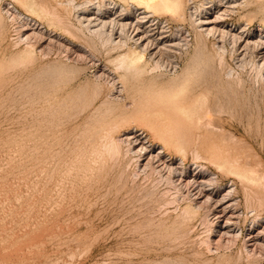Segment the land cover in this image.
Masks as SVG:
<instances>
[{"label": "rangeland", "instance_id": "obj_1", "mask_svg": "<svg viewBox=\"0 0 264 264\" xmlns=\"http://www.w3.org/2000/svg\"><path fill=\"white\" fill-rule=\"evenodd\" d=\"M24 1L0 0V17L3 18H0V264H264V250L260 258L248 259L241 241H235V244L232 241L226 246L233 244L232 247L220 252H207L209 232L218 228L216 223L210 225L204 218L211 206L205 204L200 210L189 208V200L182 196L184 191L174 182L176 179L166 177L165 172L142 169L138 165L137 156L129 151L128 144L120 140L125 134L143 132L149 144L162 145L177 156V162L189 174L193 170L211 173L213 185H217L216 188L222 194L235 187L241 214L238 227L243 228L245 235L250 232L248 229L254 222H258L259 225L255 226L257 230L260 229L264 226V49L250 45L243 50L241 46L244 43L239 47L228 39L222 44L217 42L218 39L200 36L194 20L200 17L198 14L211 0H181L183 9L180 15L155 12V16L164 24H169L173 32H182L187 36L188 45L183 51L178 50L171 56L169 54L176 68L173 71L169 68V71L160 65L154 69V62L146 56V74L134 77L118 70L115 64L118 55L125 52L127 47L122 50L114 49L107 39L100 40L79 30V18L92 16L97 11L96 5L102 0H34L39 5L35 15L26 11ZM213 1L214 10L208 15L212 19L217 15L216 11H222L228 4L237 7L234 9L235 14L226 17L228 23L225 25L227 29L233 30V34L244 39L251 37L253 40L260 37V34L264 36V12L257 18L254 16L259 12L257 8L264 6V0H259L258 3L255 0H224L223 4L229 1L225 7L219 6L216 3L218 0ZM73 6H76L75 9ZM123 8H128L129 13L134 10L128 4ZM4 11L9 12L5 14ZM24 22L30 23L33 28H41L40 33L51 35L58 45L54 42L42 53L38 51L41 49L38 46H44L46 42L40 44L34 38L31 44H26L19 32ZM214 42L217 44L214 45ZM218 46L222 49H217ZM64 47L70 49L64 50ZM76 47L82 50L77 51L79 57L74 55V58L72 51L77 50ZM28 49H33L36 57L34 55L23 61L19 60V63L15 62V57ZM184 74L189 80V87L183 98L180 96L179 99L184 105L192 106L195 103L194 110H197L196 114L201 118L196 119L199 122H196L191 144L184 152H179V133L185 131L182 128H186V121L178 112L180 118L178 115L174 116L177 109L175 111L165 106L160 87L169 88L178 84ZM202 85L209 87L201 93L196 92L195 89ZM175 124L181 130L175 133V136L179 135L176 136L178 139L169 130H179ZM152 126L154 127L151 129ZM110 140H117L120 149L116 154L109 152L105 160L104 156L108 152L105 146ZM210 146L214 152L221 153V150L222 154H229V158L232 156L230 159L239 166L237 169H244L241 171L249 173L252 180L219 170L211 160V155L207 154L212 150ZM160 148L159 146L158 149ZM195 152L199 153L196 155ZM117 153L118 156L113 157ZM49 179V184H46ZM158 182L161 183L158 185ZM55 183L57 184L54 185ZM245 189L250 191L251 195L247 191L249 201L245 199ZM252 195L255 196L254 199ZM234 196L235 194L232 198ZM48 209L51 210L50 213Z\"/></svg>", "mask_w": 264, "mask_h": 264}, {"label": "bare ground", "instance_id": "obj_2", "mask_svg": "<svg viewBox=\"0 0 264 264\" xmlns=\"http://www.w3.org/2000/svg\"><path fill=\"white\" fill-rule=\"evenodd\" d=\"M23 1V0H22ZM71 1V0H70ZM75 1V0H74ZM216 1V0H215ZM224 0H218L216 1V3L219 6L225 7V4L229 3V1H226L225 4H223ZM254 1V0H253ZM38 2V1H37ZM100 2V1H99ZM109 2V3H108ZM183 2V1H182ZM185 2V1H184ZM223 2V3H222ZM242 2V1H241ZM259 0H255V3H258ZM42 3V2H40ZM62 3V2H61ZM69 3V2H67ZM89 3V1L87 2ZM213 3H215L213 0L208 1L206 3V5L203 7V9L201 10V12L198 14L200 17L195 18L194 20V25L197 29V32L200 33V36L203 37H212L215 39H218V43L221 42L222 44L224 43V40L228 39L230 40V42H232V44L234 46H241L242 43L243 46H241L243 48V50L250 46V45H254L257 47H262V49H264V36L262 34H260V37H258L257 39L253 40L251 37H248L247 39H244L242 36H239L238 34H233L232 31L233 30H229L227 29V25H225L226 23H228V19H226V17H230L231 14H235L234 13V9H236L237 7H235V5H230L228 4V7L226 6V8H222L223 10L221 11V9H219L217 12V15L215 16V18H211L208 15H211V12L214 10V5ZM253 3V2H252ZM262 3V2H261ZM70 5L72 4L71 2L69 3ZM74 4V2H73ZM125 4L128 5H132L134 7V10L131 11V13H129V11H127L126 8H123ZM184 4V3H183ZM196 4V3H195ZM251 4V3H250ZM36 4L34 2V0H25L23 3V6L26 7V11H28L31 14L36 13L35 10H37V7H39V5ZM46 5V4H45ZM187 5V4H186ZM254 5V3H253ZM261 5V4H260ZM58 6V5H57ZM66 6V5H64ZM203 6V5H202ZM234 6V7H233ZM240 6V5H239ZM259 6V5H258ZM12 6H10L11 8ZM47 7V6H46ZM44 7V9L46 8ZM74 9L76 6H73ZM121 7V10H119V8ZM131 8V6H130ZM244 8V7H243ZM242 8V9H243ZM67 9V8H66ZM95 9L97 10L96 12H93L94 14L92 16H81L79 19L80 23L78 25L81 24V29H79L80 31L84 30L89 36H93V37H98V39L100 38H105V40L107 39V42L109 41L111 43V45H113L114 49H120L122 50V48L127 47V50H125V52L121 53L118 55V57L116 58V62L115 64H117V69L121 70L127 74H130L131 76H141L145 72V68H144V60L145 57L148 56L150 59V61L154 62L153 64V68L156 69L155 67H159L161 65L165 66V68H168L167 70H169V68L173 71L174 68H176V66H174V61L170 59L171 54L175 53L178 50H182L185 46L188 45L187 42V36H185L182 32H173L171 27L169 26V24L167 23H163L162 20L158 19L155 16V12L157 11H164L167 12L173 16L175 15H180L182 13V9L183 6L181 4V0H102L100 4L96 5ZM133 9V8H132ZM259 10V12L255 13L254 16L255 18H257L258 16L262 15L264 12V6H259L257 8ZM6 10V9H5ZM9 10V9H8ZM47 10V9H46ZM88 10V9H87ZM238 10V9H237ZM190 11V10H189ZM247 11V10H246ZM9 12V11H8ZM6 12V13H8ZM55 12V11H54ZM91 12V10L89 11ZM220 12V13H218ZM238 12V11H237ZM252 12V11H250ZM5 13V11H4ZM5 13V14H6ZM28 13V14H29ZM84 13H88L85 12ZM254 13V12H253ZM1 14V13H0ZM50 14V13H49ZM52 15L54 13H51ZM194 14V13H193ZM12 15V14H11ZM35 15V14H34ZM166 15V14H165ZM32 16V15H31ZM51 18V15H49ZM170 16V15H169ZM253 16V15H252ZM253 16V17H254ZM54 17V16H52ZM56 17V16H55ZM62 17V16H61ZM195 17V16H194ZM240 17V16H239ZM2 18V17H0ZM12 18V17H11ZM32 18V17H31ZM57 18V17H56ZM34 19V18H32ZM77 19V18H76ZM172 19V18H171ZM179 19V18H178ZM243 19V18H242ZM3 20V18H2ZM35 20V19H34ZM53 20V19H52ZM56 20V19H54ZM65 20V19H64ZM78 20V19H77ZM183 20V18H182ZM255 20V19H254ZM262 19H260L261 22ZM38 21V20H37ZM57 21V20H56ZM78 21V22H79ZM241 21V20H240ZM245 21V20H243ZM253 20L251 19L250 22H252ZM53 22V21H52ZM51 22V23H52ZM65 22V21H64ZM55 23V22H54ZM61 23V22H60ZM59 23V24H60ZM70 23V22H69ZM249 23V22H248ZM263 23V22H262ZM261 23V24H262ZM1 24V23H0ZM58 24V26H59ZM56 25V24H55ZM62 25V24H61ZM73 25V24H72ZM67 26V25H66ZM236 26V25H235ZM246 26V24H245ZM72 28V27H71ZM39 30V31H38ZM41 28L38 29V27L33 28L30 26V23L28 22H24L22 24V27L20 28L19 32L21 33V38L23 39L24 42H26V44L30 43L31 41L35 39H37V43L40 42V44H43L44 42H46V44L44 46L39 45L38 47L41 48L38 51H41L42 53L46 52V50L48 49L49 45H52V43L54 44V42L56 43L57 41H54V39H52L50 36H45L43 34L40 33ZM67 30V29H66ZM243 30V29H242ZM70 31V30H69ZM79 32V31H78ZM240 32V31H239ZM243 32V31H241ZM44 33V32H43ZM67 34V33H66ZM263 36V37H262ZM61 37V36H60ZM76 37V36H75ZM84 37V36H83ZM189 37V36H188ZM64 38V37H62ZM61 38V39H62ZM21 39V40H22ZM33 39V40H32ZM67 39V38H66ZM97 39V38H96ZM68 40V39H67ZM88 40V39H87ZM99 40V41H100ZM104 40V41H105ZM69 41V40H68ZM94 41V40H93ZM103 41V40H102ZM23 42V43H24ZM212 42V41H211ZM109 43V44H110ZM19 44V43H18ZM58 45V43H56ZM72 44V43H71ZM217 43L214 42V45H216ZM17 45V44H16ZM62 45V44H61ZM76 45V44H75ZM99 45V44H98ZM104 45V44H103ZM108 45V44H107ZM204 45V44H203ZM202 45V46H203ZM30 46V45H28ZM60 46V45H59ZM77 46V45H76ZM222 46V45H221ZM224 46V45H223ZM222 46V47H223ZM24 47V46H23ZM65 47L66 46L65 44ZM64 47V50H69L67 48ZM112 47V46H111ZM47 48V49H46ZM53 48V47H52ZM102 48V47H101ZM104 48V47H103ZM196 48V47H195ZM56 49V48H55ZM63 49V48H62ZM77 50L72 51L73 52V57L75 55V57L78 55L77 51H81V48H77ZM217 49H222L221 47L218 46ZM251 49V47H250ZM60 50V49H59ZM104 50V49H103ZM25 51V50H24ZM240 51V50H239ZM23 52V51H22ZM21 52V53H22ZM67 52V51H66ZM71 52V53H72ZM195 52V51H194ZM233 52V51H232ZM256 52V51H255ZM49 53V52H48ZM110 53V52H109ZM177 53V52H176ZM201 53V52H200ZM199 53V54H200ZM218 53V52H217ZM36 54V53H35ZM34 54V55H35ZM107 54V53H106ZM112 54V53H111ZM170 54V56H169ZM260 54V53H259ZM33 49L30 50H26L25 52H23L22 54H19L18 56L15 57V62L19 60L23 61L25 58L30 57L32 58L33 56ZM69 55V54H68ZM108 55V54H107ZM197 55H198V51H197ZM223 55V54H222ZM243 55V54H242ZM264 55V53H263ZM13 56V55H12ZM57 56V55H55ZM221 56V55H220ZM259 56V55H258ZM36 57V55H35ZM42 57V56H41ZM61 57V56H60ZM74 57V58H75ZM79 57V55H78ZM116 57V56H115ZM241 57V56H240ZM245 57V55H244ZM9 58V56H8ZM179 58V57H178ZM187 58V57H186ZM220 58V57H218ZM242 58V57H241ZM147 59V60H148ZM191 59V57H190ZM221 59V58H220ZM224 59V57H223ZM8 60V59H7ZM193 60V59H192ZM194 60H196V58L194 57ZM200 60V59H199ZM110 61V60H108ZM208 61V60H206ZM32 62V61H31ZM68 62V61H67ZM188 62V61H187ZM194 62V61H193ZM218 62V61H217ZM8 63V61H7ZM27 63V62H26ZM25 63V64H26ZM148 63V62H147ZM192 63V62H191ZM206 63V62H205ZM262 63V62H260ZM28 64V63H27ZM26 64V65H27ZM146 64V63H145ZM202 64V63H201ZM93 65V64H92ZM167 65V67H166ZM4 66V65H3ZM24 66V65H23ZM28 66V65H27ZM39 66V65H38ZM77 66V65H76ZM192 66V65H191ZM197 66V65H196ZM219 66V65H218ZM223 66V65H221ZM34 67V66H33ZM48 67V66H46ZM73 67V66H72ZM160 67V68H161ZM187 67V65H186ZM185 67V68H186ZM212 67V66H211ZM259 67V66H258ZM19 68V67H18ZM22 68V67H21ZM26 68V66H25ZM64 68V67H63ZM76 68V67H74ZM164 68V67H163ZM195 68V66H194ZM199 68V65H198ZM3 69V67H2ZM11 69V68H10ZM158 69V68H157ZM25 70V69H24ZM76 70V69H75ZM166 70V71H167ZM186 70V69H185ZM194 70V69H193ZM5 71V70H3ZM42 71V70H41ZM113 71V70H112ZM115 71V70H114ZM147 71V70H146ZM170 71V70H169ZM184 71V70H183ZM190 71V70H189ZM258 71V70H257ZM64 72V71H63ZM117 72V71H116ZM154 72V70H153ZM227 72V71H226ZM231 72V71H230ZM187 72L185 71V74ZM158 74V73H157ZM182 74V73H181ZM182 76V80L178 83L175 84L174 86H170L169 88H164V87H160V92H163L162 97L164 98V104L167 108L169 109H173L176 111V113L178 112L181 115V118L184 119V122L186 121V128H182L185 129V131L183 133H179L178 136L180 139H178V137L175 136V133H177L178 131H181L180 128H178L176 125V128H178L179 130H175L174 129H169L173 131V134L175 136L176 139H178L180 144L177 148L179 149V152H184L186 150V147L191 144L192 142V138H194V128H196V121L197 118H199L200 116L197 113V110H194L196 107H194V104L192 106H188V105H184L181 104L182 102L180 101V98H183V95L185 93H187L188 91V83L189 80L188 78L185 76ZM228 74V73H227ZM232 74V73H231ZM102 75V74H101ZM167 75V74H166ZM183 75V74H182ZM187 75V74H186ZM43 76V74H42ZM100 76V75H99ZM37 77V76H36ZM125 77V76H123ZM262 77V76H261ZM104 78V76H103ZM122 78V77H121ZM260 78V77H259ZM28 79V78H27ZM30 79V78H29ZM37 79V78H36ZM175 79V78H174ZM231 79V78H230ZM170 80V79H169ZM176 80V79H175ZM178 80V79H177ZM180 80V79H179ZM256 80V79H255ZM261 80V79H260ZM113 82V81H112ZM172 81H170L171 83ZM174 82V81H173ZM175 83V82H174ZM40 84V83H39ZM115 84V83H114ZM113 84V85H114ZM173 84V83H172ZM47 85V84H46ZM53 85V84H52ZM56 85V84H55ZM41 86V85H40ZM54 86V85H53ZM229 86V85H228ZM208 85H202L199 86L198 88H196V92H203L205 90L208 89ZM98 88V87H97ZM231 89V88H230ZM58 90V89H57ZM117 90V89H116ZM121 90V89H120ZM232 90V89H231ZM193 91V90H192ZM223 91V90H222ZM223 93V92H222ZM234 93V92H233ZM42 94V93H41ZM66 94V93H65ZM76 95V94H75ZM93 95H95L93 93ZM161 95V94H160ZM195 95V94H194ZM193 95V96H194ZM103 96V95H102ZM157 96V94H156ZM223 96V95H222ZM88 97V96H87ZM92 97V96H91ZM204 97V96H203ZM202 97V99H203ZM95 98V96L93 97ZM190 98V97H189ZM85 99V98H84ZM101 99V98H100ZM192 99V98H191ZM189 99V100H191ZM199 99V98H198ZM201 99V100H202ZM206 98H204L205 100ZM134 100V99H133ZM146 100V99H145ZM144 100V101H145ZM155 100V99H154ZM153 100V102H154ZM188 100V98L186 99ZM185 100V101H186ZM207 100V99H206ZM205 100V101H206ZM80 101V100H79ZM183 101V100H182ZM203 101V102H205ZM50 102V101H49ZM152 102V101H151ZM148 103V102H147ZM156 103V102H155ZM189 103V102H188ZM104 104V103H103ZM106 104V103H105ZM146 104V103H145ZM158 104V103H157ZM197 104V103H196ZM150 105V104H149ZM201 105V104H200ZM73 106V105H72ZM83 106V105H82ZM132 106V105H131ZM151 106V105H150ZM204 106V104H203ZM50 107V106H49ZM74 107V106H73ZM98 107V106H97ZM145 107V106H144ZM200 107V106H199ZM71 108V107H70ZM128 108V107H127ZM198 109V108H197ZM201 109H199L200 111ZM82 111V110H80ZM95 111V110H94ZM98 111V110H97ZM96 111V113H97ZM105 111V108H104ZM139 111V110H138ZM150 111V110H149ZM198 111V112H199ZM53 112V111H52ZM55 112V111H54ZM166 112V111H165ZM171 112V111H170ZM174 112V111H172ZM171 112V113H172ZM80 113V112H79ZM107 113V112H105ZM138 113V112H137ZM140 113V112H139ZM142 113V112H141ZM155 113V112H153ZM174 115L175 117L178 115V117L180 118L179 114ZM99 114V113H98ZM102 114V113H101ZM108 114V113H107ZM157 114V113H155ZM174 114V113H173ZM210 114V113H209ZM100 115V114H99ZM149 115V114H148ZM153 115V114H151ZM167 115V114H166ZM198 115V116H196ZM51 116V115H50ZM53 116V115H52ZM142 116V115H141ZM203 116V114H202ZM205 116V115H204ZM109 117V116H108ZM143 117V116H142ZM167 117V116H165ZM170 117V116H169ZM207 117V115H206ZM60 118V117H59ZM94 118V116H93ZM124 118V116H123ZM150 118V117H149ZM201 118V117H200ZM71 118H68V120ZM122 119V118H121ZM126 119V118H125ZM144 119V118H142ZM171 119V118H170ZM183 119H181V121H183ZM168 123V120L165 119ZM164 120V121H165ZM178 121V119H175ZM200 120V119H199ZM221 120V119H220ZM31 121V120H30ZM121 123V120H119ZM118 121V122H119ZM148 121V120H147ZM174 121V119L172 120ZM171 121V123H172ZM202 121V120H201ZM68 122V121H67ZM162 122V121H161ZM180 122V120H179ZM94 123V122H93ZM149 123V122H148ZM183 123V122H181ZM207 124H209L208 122H206ZM123 124V123H122ZM147 124V123H146ZM170 124V123H169ZM173 124V123H172ZM206 124V125H207ZM117 125V123L115 124ZM120 125V124H118ZM199 125V124H198ZM203 125V124H202ZM74 126V125H73ZM84 126V125H83ZM92 126V125H91ZM114 126V125H113ZM112 126V127H113ZM148 126V125H147ZM150 126V125H149ZM165 126V125H164ZM167 126V125H166ZM179 126H181V124H179ZM154 126L151 127V129ZM158 127V126H157ZM171 127V126H170ZM185 127V125H184ZM198 127V126H197ZM55 128V127H54ZM109 128V127H108ZM114 128V127H113ZM117 128V127H116ZM164 128V127H162ZM169 128V126H168ZM175 128V129H176ZM95 129V128H94ZM131 129V128H130ZM150 129V130H151ZM155 129V128H154ZM159 129V128H158ZM214 129V128H213ZM28 130V129H27ZM65 130V129H64ZM116 130V129H115ZM149 130V129H148ZM161 130V128H160ZM160 130H157L160 131ZM166 130V129H165ZM88 131V130H87ZM86 131V132H87ZM114 131V130H113ZM153 131V130H152ZM167 131V130H166ZM177 131V132H176ZM49 132V131H48ZM110 132V130H109ZM108 132V133H109ZM133 132V131H132ZM156 132V131H154ZM171 132V131H170ZM30 133V132H29ZM111 133V132H110ZM163 133H165L163 131ZM169 133V132H168ZM33 134V133H32ZM85 134V133H84ZM90 134V133H89ZM105 134V133H104ZM107 134V133H106ZM155 134V133H154ZM160 134V132H159ZM172 134V132H171ZM170 134V138L171 135ZM197 134V133H196ZM57 135V134H56ZM167 135V134H166ZM169 135V134H168ZM106 136V135H105ZM109 135H107L108 137ZM161 136L162 135V131H161ZM160 136V137H161ZM44 137V136H43ZM77 137V136H76ZM110 137V136H109ZM156 137V136H155ZM167 137V136H166ZM200 137V136H199ZM35 138V137H33ZM50 138V137H49ZM73 138V137H72ZM114 138V137H111ZM145 135L143 132H134L132 134H125L123 135L122 138H120L121 142H125V144L127 146H129V151H131L134 155L137 156L138 158V165L144 169V170H151V171H158L159 172H165L166 173V177H171L173 179H176L174 182L178 183V186L180 189H182L184 191L183 193V197L189 200L190 206L189 208H191L192 210H200L201 208H204L205 204L211 206L210 210L208 211V213L206 214V218L205 220L207 221L208 224H217V229L216 230H211L209 232L210 234V238H208L207 244L206 246L207 248V252H220L221 250H224L225 248H230V247H226L229 243L231 244L232 241L233 243L236 241H241V244L243 246L242 249H244L243 251L246 253L248 259L249 258H260L262 250H264V226L261 227L260 229L257 230L255 225H259L258 222H254L253 225L250 226V228L248 229V231H250L249 233H247L246 235L243 234L244 230L243 228L238 227L239 226V220L241 217V214L239 212L240 208V201L238 200V196H236V194H238L235 191V187L232 188L231 185L230 187L232 189H228L225 193H221V191H219L216 185H213V178H211V173L205 174L200 173V172H196V170H193L192 174H189V171L186 169H182L180 163L177 162V160L179 161V159H177V156H174L173 154H171L167 148H165L162 145L159 144H149L150 142H148L145 139ZM174 138V139H175ZM196 138V136H195ZM76 139V138H75ZM100 139V138H99ZM105 141V137L103 138ZM165 139V138H164ZM173 139V138H172ZM89 140V139H88ZM115 140V139H114ZM114 140H110L107 141L108 144H106V152L104 149H98V150H104V152H106L107 154L104 156L105 160H106V156L108 155L109 152H113L114 154H116V152H118V150L120 149V140L119 143L116 140V142ZM159 140V138H158ZM162 140V139H160ZM167 140V139H166ZM169 141H171V139L168 138ZM167 140V141H168ZM196 140V139H195ZM75 141V140H74ZM100 141V140H99ZM27 142V141H26ZM40 142V141H39ZM94 142V141H93ZM102 142V141H101ZM100 142V143H101ZM174 142V141H173ZM23 143V142H22ZM44 143V142H43ZM52 143V142H51ZM65 143V142H64ZM79 143V142H78ZM99 143V144H100ZM104 143V142H103ZM106 143V142H105ZM171 143V142H170ZM169 143V144H170ZM195 143V141H194ZM20 144V142H19ZM85 144V143H84ZM102 144V143H101ZM119 144V145H118ZM163 144V142H162ZM177 144V145H178ZM202 144V143H200ZM216 144V143H213ZM123 145V144H122ZM36 146V145H35ZM96 146V145H95ZM99 146V145H98ZM126 146V147H127ZM159 146L161 147L160 149ZM166 146V145H165ZM196 146H198L196 144ZM202 146V145H201ZM214 146V145H213ZM212 146V147H213ZM51 147V146H49ZM102 147V146H101ZM100 147V148H101ZM170 147V146H169ZM191 147V146H190ZM203 147V146H202ZM208 147V146H207ZM23 148V147H22ZM34 148V147H33ZM92 148V147H91ZM90 148V149H91ZM211 148V146H210ZM209 148V149H210ZM215 148V147H214ZM38 149V148H37ZM89 149V148H88ZM175 149V148H174ZM202 149V148H200ZM212 150H210V152H208L207 154L211 155V160L214 162V164H216V166L218 167L219 170L221 171H225V173L227 172L228 174L232 173L235 176H238L241 178V176L247 178L248 180H252V176H249V173L247 174V172H242L241 169H237L239 166H237L235 163H233L228 156V155H224L222 154V151L220 150L221 153L214 152V149L211 148ZM217 149V148H216ZM75 150V149H74ZM92 150V149H91ZM97 150V149H96ZM125 150V149H124ZM128 150V149H127ZM204 150V149H203ZM48 151V150H47ZM212 151V152H211ZM92 152V151H90ZM120 152V151H119ZM125 152V151H124ZM127 152V151H126ZM125 152V154H127ZM193 152V150H192ZM22 153V152H21ZM28 153V152H27ZM45 153V152H44ZM48 153V152H47ZM81 153V152H80ZM79 153V154H80ZM176 153V152H175ZM196 153V152H195ZM199 152L196 153V155ZM205 152H203L204 154ZM76 154V153H75ZM78 154V155H79ZM89 154V153H88ZM91 154V153H90ZM100 154V152H99ZM111 154V153H110ZM227 154V153H226ZM19 155V154H18ZM32 155V154H31ZM86 155V154H85ZM94 155V153L92 154ZM112 155V154H111ZM120 155V153H119ZM124 155V154H123ZM132 155V154H131ZM182 155V154H181ZM180 155V156H181ZM21 156V155H20ZM30 156V155H29ZM28 156V157H29ZM34 156V155H33ZM43 156V155H42ZM77 156V155H76ZM82 157V155H80ZM79 156V157H80ZM96 156V155H95ZM99 156V155H98ZM118 156L117 155H113V157ZM125 156V155H124ZM206 156V155H205ZM90 157V155H89ZM110 157V156H109ZM108 157V158H109ZM182 157V156H181ZM210 157V156H209ZM51 158V157H50ZM84 158V157H83ZM97 158V157H96ZM116 158V157H115ZM122 158V157H121ZM198 158V157H197ZM205 158V157H204ZM234 158V157H233ZM236 158V156H235ZM52 159V158H51ZM77 159V158H76ZM80 159V158H79ZM103 159V158H102ZM113 159V158H112ZM136 159V158H135ZM202 159V158H201ZM239 159V158H238ZM74 160V159H73ZM93 160V159H92ZM98 160V158H97ZM100 160V159H99ZM116 160V159H115ZM123 160V158L121 159ZM235 160V159H234ZM240 160V159H239ZM40 161V160H39ZM89 161V160H88ZM103 161V160H102ZM108 161H112V160H108ZM120 161V160H119ZM197 161V160H196ZM209 161V160H208ZM238 161V160H237ZM51 162V161H50ZM77 162V161H76ZM113 162V161H112ZM132 162V161H131ZM184 162V161H183ZM43 163V162H42ZM94 163V162H93ZM96 163V162H95ZM120 163V162H119ZM118 163V164H119ZM238 163V162H236ZM55 164V163H54ZM74 164V163H73ZM89 164V163H87ZM91 164V163H90ZM130 164V163H129ZM16 165V164H15ZM26 165V164H25ZM39 165V164H37ZM84 165V164H83ZM96 165V164H95ZM94 165V166H95ZM109 165V164H108ZM239 165V164H238ZM18 166V165H17ZM61 166V165H59ZM137 166V164H136ZM237 166V167H236ZM65 167V166H64ZM88 167V166H85ZM92 167V166H91ZM128 167V166H127ZM198 167V166H197ZM53 168V167H52ZM61 168V167H60ZM81 168V166H80ZM90 168V167H88ZM112 168V167H111ZM205 168V167H204ZM244 168V167H243ZM18 169V168H17ZM54 169V168H53ZM62 169V168H61ZM68 169V168H66ZM73 169V168H72ZM91 169V168H90ZM117 169V168H116ZM128 169V168H127ZM217 169V168H216ZM253 169V168H252ZM60 170V169H59ZM57 170V171H59ZM80 170V169H79ZM85 170V169H83ZM94 170V169H93ZM97 170V169H96ZM240 170V171H239ZM244 170V169H242ZM250 170V168H249ZM82 171V170H81ZM130 171V170H129ZM43 172V171H42ZM41 172V174H42ZM47 172V171H46ZM50 172V170H49ZM52 172V171H51ZM56 172V171H55ZM74 172V171H73ZM92 172V171H90ZM134 172V171H133ZM137 172V171H136ZM135 172V173H136ZM142 172V171H141ZM140 172V173H141ZM27 173V172H26ZM54 173V172H53ZM52 173V174H53ZM63 173V172H62ZM66 173V172H65ZM71 172H69L70 174ZM88 173V171H87ZM121 173V172H120ZM151 175V172H148ZM154 173V172H153ZM36 174V173H35ZM40 174V173H39ZM48 174V173H47ZM46 174V175H47ZM68 174V173H67ZM66 174V175H67ZM86 174V173H84ZM161 174V173H160ZM18 175V174H17ZM30 175V174H28ZM57 175V174H56ZM61 175V173H60ZM83 175V174H82ZM133 175V174H132ZM137 175V173H136ZM141 175V174H140ZM215 175V174H214ZM212 175V176H214ZM225 175V174H224ZM40 176V175H39ZM62 176V175H61ZM68 176V175H67ZM85 176V175H84ZM138 176V175H137ZM154 176V175H153ZM21 177V176H20ZM53 177V176H52ZM63 177V176H62ZM73 177V176H71ZM77 177V176H76ZM82 177V176H81ZM147 177V174H146ZM150 177V176H149ZM160 177V175H159ZM216 177V176H215ZM214 177V179H215ZM42 178V177H41ZM46 178V176H45ZM75 178V176L73 177ZM121 178V177H120ZM133 178V177H132ZM138 178V177H137ZM136 178V179H137ZM25 179V178H24ZM53 179V178H52ZM59 179V177H58ZM68 179V178H67ZM85 179H87L85 177ZM90 179V178H89ZM127 179V178H126ZM134 179V178H133ZM144 179V178H143ZM146 179V178H145ZM153 179V177H152ZM64 180V179H63ZM74 180V179H73ZM76 180V179H75ZM163 180L160 179V181ZM167 180V179H166ZM220 180V179H219ZM238 180V179H237ZM241 180V179H240ZM12 181V180H11ZM66 181V180H65ZM64 181V182H65ZM97 181V180H96ZM99 181V180H98ZM141 181V180H140ZM171 181V180H170ZM217 181V180H216ZM5 182V181H4ZM30 182V181H29ZM45 182V180H44ZM50 179L48 181L49 184ZM58 182V181H57ZM63 182V181H61ZM74 182V181H73ZM79 182V181H77ZM149 182V180H148ZM162 182V181H161ZM158 182L157 184L159 185ZM239 182V181H238ZM248 182V181H247ZM42 183V182H40ZM88 183V182H87ZM93 183V182H92ZM120 183V182H119ZM123 183V182H122ZM132 183V182H130ZM175 183V184H177ZM43 184V185H46ZM57 183H55L54 185H56ZM62 184V183H61ZM76 184V183H75ZM80 184V183H79ZM84 184V183H83ZM97 184V183H96ZM125 184V181H124ZM153 184V183H152ZM233 184V183H232ZM53 185V186H54ZM66 185V184H65ZM82 185V184H81ZM234 185V184H233ZM13 186V185H12ZM64 186V184L62 185ZM124 186V185H123ZM122 186V189H123ZM156 186V185H155ZM235 186V185H234ZM261 186V185H260ZM3 187V186H2ZM35 187V185H34ZM46 187V186H45ZM78 187V186H77ZM88 187V186H87ZM86 187V188H87ZM164 187V186H163ZM167 187V186H166ZM171 187V186H170ZM220 187V186H219ZM43 188V187H42ZM41 188V189H42ZM54 188V187H53ZM59 188V187H58ZM61 188V187H60ZM75 188V187H74ZM141 188V187H140ZM254 188H256L254 186ZM258 188V187H257ZM25 189V188H24ZM63 189V188H62ZM108 189V188H107ZM121 189V190H122ZM153 189V188H152ZM175 189V188H174ZM179 189V190H180ZM221 189V188H220ZM27 190V188H26ZM40 190V189H38ZM44 190V189H43ZM55 190V188H54ZM57 190V189H56ZM65 190V187H64ZM63 190V191H64ZM69 190V189H68ZM170 190V189H169ZM246 190V189H245ZM47 191V190H46ZM50 191V190H49ZM61 191V190H60ZM107 191V190H106ZM176 191V190H175ZM174 191V192H175ZM246 190V194H245V199H247L249 201V196L248 193L250 191ZM255 191V190H254ZM5 192V191H4ZM26 192V191H25ZM30 192V191H29ZM40 192V191H39ZM69 192V191H68ZM166 192V191H164ZM168 192V191H167ZM223 192V191H222ZM245 192V191H244ZM243 192V193H244ZM256 192V191H255ZM42 193V191H41ZM44 193V192H43ZM57 193V191H56ZM55 193V194H56ZM62 193V192H61ZM84 193V192H83ZM162 193V192H161ZM160 193V194H161ZM176 193V192H175ZM257 193V192H256ZM37 194V193H36ZM40 194V193H39ZM46 194V193H45ZM51 194V192H50ZM54 194V193H53ZM54 194V195H55ZM60 194V193H59ZM65 194V192H64ZM70 194V193H69ZM82 194V193H81ZM128 194V192H127ZM169 194V193H168ZM167 194V195H168ZM178 194V193H176ZM235 196L232 198V195ZM250 194V193H249ZM253 194V193H252ZM11 195V194H10ZM71 195V194H70ZM75 195V194H74ZM138 195V194H137ZM166 195V194H165ZM166 195V196H167ZM251 195V194H250ZM32 196V195H31ZM40 196V195H39ZM56 196V195H55ZM63 196V195H62ZM115 196V195H114ZM181 196V197H182ZM7 197V196H6ZM50 197V196H49ZM48 197V198H49ZM53 197V196H52ZM73 197V196H72ZM174 197V196H173ZM177 197V196H175ZM253 199L255 196H253ZM259 197V196H258ZM42 198V197H40ZM51 198V197H50ZM57 198V197H56ZM61 198V197H60ZM123 198V197H122ZM171 198V197H170ZM257 198V197H256ZM16 199V198H15ZM59 199V197H58ZM65 199V197L63 198V200ZM23 200V199H22ZM47 201H49L48 199H46ZM53 200V199H52ZM63 200L61 202H63ZM69 200V199H68ZM94 200V199H93ZM126 200V199H125ZM171 200V199H170ZM177 200V199H176ZM183 200V198H182ZM244 200V199H243ZM251 200V199H250ZM29 201V200H28ZM37 201V200H36ZM60 201V199H59ZM41 201L39 200V203ZM60 202V203H61ZM74 202V201H72ZM96 202V201H95ZM124 202V201H123ZM129 202V201H128ZM247 202V201H246ZM38 203V204H39ZM47 203V202H46ZM51 203V202H50ZM67 203V202H66ZM80 203V202H79ZM171 203V201H170ZM29 204V203H28ZM54 204V203H53ZM51 204V206L53 205ZM62 204V203H61ZM70 204V203H69ZM181 204V203H180ZM40 205V204H39ZM49 205V204H48ZM56 205V204H54ZM90 205V204H89ZM165 205V204H164ZM172 205V204H171ZM170 205V206H171ZM174 205V204H173ZM42 206V205H41ZM68 206V205H67ZM120 206V205H119ZM169 206V205H168ZM204 206V207H203ZM46 207V206H45ZM55 207V206H53ZM162 207V206H161ZM165 207V206H164ZM177 207V206H176ZM175 207V208H176ZM30 208V207H29ZM50 208V207H49ZM37 209V208H35ZM45 209V208H44ZM54 209V208H53ZM56 209V208H55ZM183 209V208H182ZM1 210V209H0ZM41 210H43L41 208ZM175 210V209H174ZM177 210V209H176ZM190 210V209H189ZM188 210V211H189ZM49 213L51 210H49ZM53 212L55 210H52ZM71 211V210H70ZM87 211V210H86ZM173 211V210H172ZM183 211V210H182ZM252 211H255L254 209ZM47 212V211H46ZM160 212V211H158ZM169 212V211H168ZM192 212V211H191ZM35 213V212H34ZM152 213V212H151ZM167 213V212H166ZM165 213V214H166ZM206 213V212H205ZM22 214V213H21ZM38 214V213H37ZM47 214V213H46ZM145 214V213H144ZM164 214V213H163ZM194 214V213H193ZM5 215V214H4ZM16 215V214H15ZM23 215V214H22ZM51 215V214H50ZM49 215V216H50ZM191 215V214H190ZM195 215V214H194ZM193 215V216H194ZM257 214H255L256 216ZM10 216V215H9ZM44 216V215H43ZM48 216V217H49ZM18 217V216H17ZM21 217V216H20ZM35 217V216H34ZM38 217V216H37ZM41 217V216H40ZM45 217V216H44ZM47 217V218H48ZM152 217V216H151ZM185 217V216H184ZM183 217V218H184ZM244 217V216H243ZM176 218V217H175ZM257 218V217H256ZM40 219V218H39ZM43 219V218H42ZM65 219V218H64ZM120 219V218H119ZM185 220V219H184ZM40 221V220H39ZM51 221V220H50ZM204 221V220H203ZM44 222V221H43ZM14 223V222H13ZM39 223V222H38ZM41 223V222H40ZM9 224V223H8ZM205 224V222L203 223ZM207 224V226H208ZM7 225V224H6ZM67 226V225H66ZM148 226V225H147ZM154 226V225H153ZM255 226V227H254ZM261 226V225H260ZM3 227V226H2ZM206 227V226H205ZM5 228V227H4ZM58 228V226H57ZM139 228V227H138ZM149 228V227H148ZM22 229V228H21ZM45 229V228H44ZM43 229V230H44ZM68 229V228H67ZM193 230L195 229L192 228ZM1 230V229H0ZM192 230V231H193ZM247 230V229H246ZM255 230H257L256 232H254ZM19 231V230H18ZM32 231V230H31ZM34 231V230H33ZM45 231V230H44ZM191 231V232H192ZM48 232V231H47ZM102 232V231H101ZM190 232V231H189ZM33 233V232H32ZM105 233V232H104ZM68 234V233H67ZM207 234V233H206ZM60 235V234H59ZM183 235V234H182ZM14 236V235H13ZM16 236V235H15ZM54 236V235H53ZM141 236V235H140ZM171 236V235H170ZM167 237V236H166ZM181 237V236H180ZM200 237V236H199ZM215 237H217V239H215ZM38 238V237H37ZM76 238V237H75ZM197 238V237H196ZM173 240V239H172ZM180 240V239H179ZM206 240V239H205ZM35 242V240H34ZM39 242V241H37ZM42 242V241H41ZM44 242V241H43ZM50 242V241H48ZM174 242V241H173ZM203 242V241H201ZM235 242V243H236ZM51 243V242H50ZM49 243V244H50ZM172 243V242H171ZM205 243V242H204ZM234 243V244H235ZM64 244V243H63ZM203 244V243H202ZM59 245V244H58ZM205 245V244H204ZM41 246V245H40ZM205 246V247H206ZM235 246V245H234ZM30 247V246H29ZM38 248V247H37ZM234 248V247H233ZM51 249V247H50ZM201 249V248H199ZM32 250V249H31ZM37 250V249H36ZM228 250V249H227ZM4 251V250H3ZM38 251V250H37ZM84 251V250H83ZM229 251V250H228ZM26 252V251H25ZM206 252V251H205ZM239 252V251H238ZM33 252H31L32 254ZM36 254V253H35ZM48 254V253H47ZM64 255V254H62ZM238 255V254H237ZM36 256V255H35ZM239 258V257H238ZM263 258V257H262ZM186 260V259H185ZM4 261V260H3ZM34 261V260H32ZM254 261V260H253ZM25 262V261H24ZM61 262V261H60ZM4 263V262H3ZM21 263V262H20ZM33 263V262H32ZM43 264V263H42ZM55 264V263H54Z\"/></svg>", "mask_w": 264, "mask_h": 264}]
</instances>
